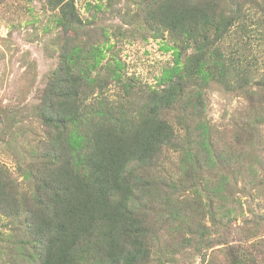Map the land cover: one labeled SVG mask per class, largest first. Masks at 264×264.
Instances as JSON below:
<instances>
[{"label":"trees","instance_id":"16d2710c","mask_svg":"<svg viewBox=\"0 0 264 264\" xmlns=\"http://www.w3.org/2000/svg\"><path fill=\"white\" fill-rule=\"evenodd\" d=\"M97 2L100 9L103 0ZM148 2L147 20L168 31L178 46L173 48V66L163 70L147 102L134 106L139 93L122 82L123 65L115 59L108 60L107 75L124 87V101L109 102L101 90L104 47L69 39L39 104L42 124L55 135H47L46 153L23 174L34 181L31 196L15 201L9 196L10 205L4 194L11 183L2 178L0 167L1 213L26 212L21 221L27 228L22 243L26 264H149L160 238L151 208L165 184L153 172L170 147L182 154L179 179L220 202H225L228 183L223 176L211 181V171L224 164L235 165V176L257 171L254 154L249 165L242 164L241 157L249 151L237 150L239 135L216 131L206 122L202 95L210 81L231 89V75L242 70L224 56L219 44L241 19L246 0ZM47 5L65 33L81 26L73 0H47ZM189 49L192 53L182 61ZM260 80L254 86L263 90ZM246 82L235 80L238 88ZM95 89L99 93L89 103ZM177 109L184 115L173 125L166 116ZM248 124L252 130L264 124L261 109ZM256 175L251 182L264 186ZM208 213L211 220L217 217ZM207 235L198 221L194 236ZM224 240L208 239L205 247L223 245ZM244 260L233 258L232 264H248Z\"/></svg>","mask_w":264,"mask_h":264},{"label":"rangeland","instance_id":"374dc122","mask_svg":"<svg viewBox=\"0 0 264 264\" xmlns=\"http://www.w3.org/2000/svg\"><path fill=\"white\" fill-rule=\"evenodd\" d=\"M148 1L103 0L99 9L97 0H73L81 26L65 33L56 25V13L47 0H0V110L4 111L0 114V167L2 178L11 183L4 194L10 205L9 196L15 201L34 192V181L23 174L46 153L47 135H55L42 124L38 109L65 42L79 40L104 47L100 79L109 102L124 101V87L107 75L111 59L123 65L121 80L132 87L129 91L139 93L134 106L140 107L147 102V94L158 89L163 70L174 64L173 48L178 44L168 31L147 20ZM246 2L241 19L219 44L224 56L242 70L231 75V89L215 81L205 87L204 118L214 130H231L240 136L237 150L243 148V154L249 151L241 157L242 164L249 165L254 154V169L264 179V124L257 130L248 124L260 109L264 115V89L254 86L264 79V0ZM192 51L187 50L181 60ZM236 79H247L248 83L238 88ZM93 92L89 103L99 90ZM167 114L173 125L184 115L179 109ZM176 128L178 132L181 129ZM180 159L182 154L170 147L153 172L165 184L151 208L160 238L149 264H232L233 258L264 264V186L251 182L256 173L235 176V165L227 164L211 171V181L223 176L228 183L225 202H220L179 179ZM207 176L205 172L208 180ZM179 181L180 186L170 187ZM208 211L217 217L211 220ZM173 212L176 216L172 218ZM25 214L22 210L20 216L11 212L5 216L0 211V264H26L22 243L27 228L21 222ZM198 221L207 236H194ZM219 238L225 239L223 245L205 247L208 239Z\"/></svg>","mask_w":264,"mask_h":264},{"label":"water","instance_id":"95a60500","mask_svg":"<svg viewBox=\"0 0 264 264\" xmlns=\"http://www.w3.org/2000/svg\"><path fill=\"white\" fill-rule=\"evenodd\" d=\"M2 113H4V111H1V110H0V114H2Z\"/></svg>","mask_w":264,"mask_h":264}]
</instances>
